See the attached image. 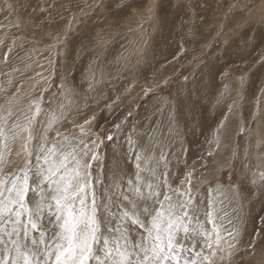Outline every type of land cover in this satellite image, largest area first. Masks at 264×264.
I'll return each instance as SVG.
<instances>
[{
  "label": "rangeland",
  "instance_id": "1",
  "mask_svg": "<svg viewBox=\"0 0 264 264\" xmlns=\"http://www.w3.org/2000/svg\"><path fill=\"white\" fill-rule=\"evenodd\" d=\"M14 2V12L0 11V56L11 48L19 72L8 69L11 86L0 76L6 90L0 104L14 88L22 99L42 95L52 101L53 123L61 112L72 113L76 124L69 123L65 134L79 133L82 125L102 139L110 156L122 151L146 114L179 117L184 174L204 184H227L230 175L241 179L233 151L264 134L262 122L250 115L264 90V49L252 39L264 33V0H171L163 12L154 7L157 0H127L125 11L109 8L110 0ZM57 94L59 101L52 99ZM233 101L235 116L228 111ZM225 116L246 122L248 130L235 133L230 144L221 138L218 148L212 140ZM260 217L264 203L253 199L235 225L225 221L242 243L225 253L223 264H264Z\"/></svg>",
  "mask_w": 264,
  "mask_h": 264
},
{
  "label": "snow or ice",
  "instance_id": "2",
  "mask_svg": "<svg viewBox=\"0 0 264 264\" xmlns=\"http://www.w3.org/2000/svg\"><path fill=\"white\" fill-rule=\"evenodd\" d=\"M113 5L120 11L131 6L110 0ZM16 6L0 0L6 14ZM169 6L171 0L154 5L162 12ZM252 39L264 49V33ZM10 53L0 56L6 80L8 69L19 72ZM52 99L59 101V94ZM256 100L250 115L264 125V90ZM51 108L42 95L22 99L19 88L0 104V264H223L225 253L242 243L225 221L235 225L245 202L264 203V134L233 151L239 181L230 175L227 184H204L179 167V117L146 114L122 151L110 156L102 139L82 125L79 133L65 134L69 123L76 124L72 113L61 112L53 123ZM228 111L235 116V101ZM247 130L246 122L225 116L212 144H230Z\"/></svg>",
  "mask_w": 264,
  "mask_h": 264
}]
</instances>
